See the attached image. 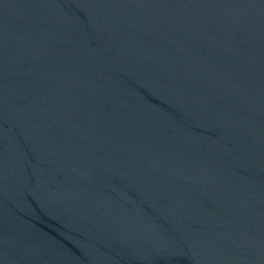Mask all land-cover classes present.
Listing matches in <instances>:
<instances>
[{"label":"water","instance_id":"1","mask_svg":"<svg viewBox=\"0 0 264 264\" xmlns=\"http://www.w3.org/2000/svg\"><path fill=\"white\" fill-rule=\"evenodd\" d=\"M0 264H264V0H0Z\"/></svg>","mask_w":264,"mask_h":264}]
</instances>
